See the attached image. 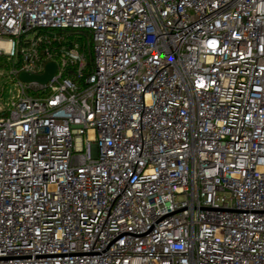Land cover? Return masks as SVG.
Segmentation results:
<instances>
[{"label": "built area", "instance_id": "2783aa9c", "mask_svg": "<svg viewBox=\"0 0 264 264\" xmlns=\"http://www.w3.org/2000/svg\"><path fill=\"white\" fill-rule=\"evenodd\" d=\"M0 264H264V0H0Z\"/></svg>", "mask_w": 264, "mask_h": 264}, {"label": "water", "instance_id": "95a60500", "mask_svg": "<svg viewBox=\"0 0 264 264\" xmlns=\"http://www.w3.org/2000/svg\"><path fill=\"white\" fill-rule=\"evenodd\" d=\"M55 71V64L49 63L45 67V71L42 75L40 76H34V75H28L25 73H21L19 75V79L23 82H37L39 84H45L53 75Z\"/></svg>", "mask_w": 264, "mask_h": 264}, {"label": "rangeland", "instance_id": "374dc122", "mask_svg": "<svg viewBox=\"0 0 264 264\" xmlns=\"http://www.w3.org/2000/svg\"><path fill=\"white\" fill-rule=\"evenodd\" d=\"M16 93V89L13 85L11 84H8L6 87H5V92L3 94V99L6 103L10 102L11 99L14 97Z\"/></svg>", "mask_w": 264, "mask_h": 264}]
</instances>
